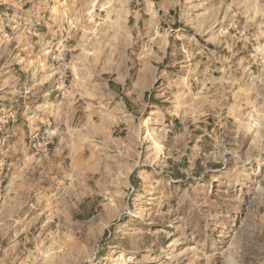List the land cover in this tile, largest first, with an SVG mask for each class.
I'll use <instances>...</instances> for the list:
<instances>
[{"label": "rangeland", "instance_id": "obj_1", "mask_svg": "<svg viewBox=\"0 0 264 264\" xmlns=\"http://www.w3.org/2000/svg\"><path fill=\"white\" fill-rule=\"evenodd\" d=\"M0 264H264V0H0Z\"/></svg>", "mask_w": 264, "mask_h": 264}, {"label": "crops", "instance_id": "obj_2", "mask_svg": "<svg viewBox=\"0 0 264 264\" xmlns=\"http://www.w3.org/2000/svg\"><path fill=\"white\" fill-rule=\"evenodd\" d=\"M62 151H64V156L70 159V165L72 166V140H69L62 147Z\"/></svg>", "mask_w": 264, "mask_h": 264}]
</instances>
